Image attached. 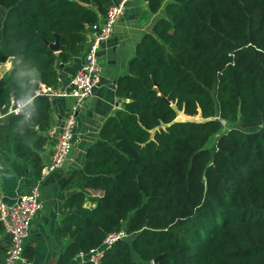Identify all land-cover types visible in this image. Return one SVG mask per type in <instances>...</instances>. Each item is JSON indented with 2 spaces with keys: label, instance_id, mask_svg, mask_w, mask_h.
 <instances>
[{
  "label": "trees",
  "instance_id": "1",
  "mask_svg": "<svg viewBox=\"0 0 264 264\" xmlns=\"http://www.w3.org/2000/svg\"><path fill=\"white\" fill-rule=\"evenodd\" d=\"M145 1L156 14L165 0ZM108 5L0 0V64L11 60L0 109L25 103L0 121L15 175L39 180L52 98L35 93L56 88L58 64L81 52ZM116 95L121 108L64 185L75 192L61 209L59 264L120 232L132 239L107 247L101 264H264V124L220 132L264 115V0H171ZM6 251L0 243V264Z\"/></svg>",
  "mask_w": 264,
  "mask_h": 264
},
{
  "label": "crops",
  "instance_id": "2",
  "mask_svg": "<svg viewBox=\"0 0 264 264\" xmlns=\"http://www.w3.org/2000/svg\"><path fill=\"white\" fill-rule=\"evenodd\" d=\"M171 0H165L156 14H151L145 0H134L126 7L124 16L118 21L113 35L101 45L99 64L101 80L94 89L93 96L87 100L77 114L73 131V146L64 166L45 177L40 183V195L43 208L34 219L26 248L31 247L32 257H27L31 264H59L60 250L63 241L59 235V223L62 218L61 209L67 193L64 185L74 170H79L85 162L89 147L98 140L99 130L107 118L121 108L122 100L116 95L119 80L128 74L130 61L141 38L152 32L155 22L164 16V7ZM102 17H100L101 19ZM87 40V37H86ZM85 44L81 52L66 64H58V84L53 91L64 89L70 77L81 67ZM11 60L0 64V78L9 70ZM57 103L52 106V126L60 125L72 103L69 98H55ZM3 119V118H2ZM0 119V121L2 120ZM50 127V129H51ZM46 133L47 142L41 152L42 165L51 160L54 137ZM10 150V145L7 151ZM0 151V197L5 202L13 201L17 196L26 193L37 181L27 175L17 176L12 169V156ZM27 166L26 162H23ZM9 238L4 233L0 243L7 248Z\"/></svg>",
  "mask_w": 264,
  "mask_h": 264
},
{
  "label": "built area",
  "instance_id": "3",
  "mask_svg": "<svg viewBox=\"0 0 264 264\" xmlns=\"http://www.w3.org/2000/svg\"><path fill=\"white\" fill-rule=\"evenodd\" d=\"M134 0H109L104 17L87 30V47L83 55L81 67L70 77L64 89L53 91L51 88L41 86L36 96L47 95L51 98H69L72 100L64 121L50 129V136L54 137V144L50 162L43 166L39 180L34 183L26 193L17 196L11 202H5L0 197V222L3 233L8 236L7 251L1 264H31L25 256V243L34 219L40 214L43 203L40 195V183L51 173L61 169L67 161L73 146V131L77 114L84 103L94 93V89L101 80V67L99 52L101 45L114 33L118 21L124 16L126 7ZM25 103L12 100L5 110L0 109V119L7 115L20 114ZM125 233L109 235L103 244L86 253H78L69 264H101L104 251L107 247L120 239L126 238Z\"/></svg>",
  "mask_w": 264,
  "mask_h": 264
},
{
  "label": "rangeland",
  "instance_id": "4",
  "mask_svg": "<svg viewBox=\"0 0 264 264\" xmlns=\"http://www.w3.org/2000/svg\"><path fill=\"white\" fill-rule=\"evenodd\" d=\"M183 119L187 120L186 118H183ZM263 120H264V118H263ZM193 121H202V120L200 118H195V119H193ZM263 123H264V121H263ZM232 127L237 128V129L242 130V131H253L254 129H256L258 127V125L254 124V123L244 125V124L239 123V122L236 124H233V125H227V124L222 123V128H221L220 132H226L228 129H230ZM216 138H217V136H214L209 140L208 145H207L208 149H210L212 147ZM124 239L131 240L132 236H127Z\"/></svg>",
  "mask_w": 264,
  "mask_h": 264
},
{
  "label": "water",
  "instance_id": "5",
  "mask_svg": "<svg viewBox=\"0 0 264 264\" xmlns=\"http://www.w3.org/2000/svg\"><path fill=\"white\" fill-rule=\"evenodd\" d=\"M45 44H48L47 42H45ZM50 50H52L54 53H58V50H59V43H58V40L56 39L55 43L53 44H49L48 45ZM57 103V100L55 98H52V106H55ZM263 118H264V115L261 117V118H258V119H255L253 122H251L250 124L254 123L258 126H261L263 123ZM176 122H183V118L181 116H178L175 120ZM72 193L69 192L67 193V197L71 196ZM158 261V258L154 261V263H156Z\"/></svg>",
  "mask_w": 264,
  "mask_h": 264
}]
</instances>
